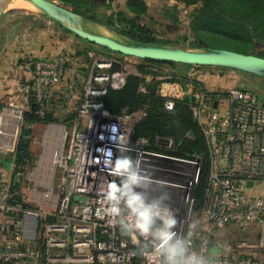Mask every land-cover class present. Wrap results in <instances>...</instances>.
Listing matches in <instances>:
<instances>
[{
  "label": "built area",
  "instance_id": "1",
  "mask_svg": "<svg viewBox=\"0 0 264 264\" xmlns=\"http://www.w3.org/2000/svg\"><path fill=\"white\" fill-rule=\"evenodd\" d=\"M86 57V74L77 68L63 69L68 61L63 57L40 59L32 67L29 89L34 113L43 115L55 102L57 111L75 113V119L70 132L66 125L60 126L64 130L60 145L49 144L52 152L59 147L52 167L54 175L58 172L56 185L49 186L43 198L33 190L36 197L31 202L44 205L45 210L12 204L11 182L0 172V214L6 219L0 224V232L5 233L0 263L168 264L169 253L160 249L159 233L164 221L173 219L176 225L168 229L173 234L169 247L184 250L179 257L184 264H264L261 242L213 243L223 230L235 238L264 240V105L260 100L242 89L221 94L198 82L190 84L184 92L192 99L207 156L184 159L168 153L174 148L170 138L155 137L152 146L143 137L134 138L146 107L124 108L118 114L105 109L106 92L122 89L131 74L120 58L92 49ZM79 87L80 102L74 111L73 93ZM173 107V96H168L164 108ZM23 115L21 109L0 107V156L14 149ZM124 160L129 167L117 172V162ZM203 178L206 187L197 207L195 191ZM112 183L119 189L116 201L108 199ZM134 199L153 215L148 234L136 227L137 216L128 205ZM113 207L117 213L111 211ZM29 223L44 246V259L39 262L25 234Z\"/></svg>",
  "mask_w": 264,
  "mask_h": 264
},
{
  "label": "rangeland",
  "instance_id": "2",
  "mask_svg": "<svg viewBox=\"0 0 264 264\" xmlns=\"http://www.w3.org/2000/svg\"><path fill=\"white\" fill-rule=\"evenodd\" d=\"M52 1L64 6L59 0ZM95 1H98L97 3L102 6L105 4V12L107 14L125 10L127 2V0ZM143 1L147 5L146 18L145 20H137L136 22L138 24L147 25L156 29L158 32V39L173 41L170 42L173 44H175L174 41L178 39L181 40L179 43L185 39V43L191 44L193 41V33L191 30V22L193 20L192 16L199 5H190L186 7L184 4L176 0ZM64 7L72 10L71 7ZM175 14L177 15L175 16ZM174 17L178 19L177 23L173 22L172 18ZM201 38L202 41L200 46H206L213 49H224L241 53L242 51H240L239 47L243 46V48H249L247 44L243 45L240 42L234 41L226 37L221 32L216 34L201 35ZM4 45V55L2 56V54H0V93L3 92V94H0V107L11 106L13 108L23 110L24 113L26 111L34 112L32 109L34 103L32 96L33 93L30 91L29 87L31 86L30 83L33 77L32 67L40 59H56L63 57L68 60L62 66L63 69H66L67 67H72L73 69L80 67L82 69L85 68V66L87 67L88 64L85 51L92 49L97 50L106 56L119 57L122 66L126 67V71L131 74H135L137 72L136 66L139 64V59L137 58H131L128 56L122 57L123 55L104 50L101 47L76 37L72 33L66 32L61 28V26H57V24H54V22L48 18L42 16L30 6L15 5L11 7L0 19V49ZM151 68L157 72L158 75H160L158 76L159 80H163L161 79L162 77H167L168 80H171L173 77H176L177 79L183 78L181 75H178L179 70H175L171 66L161 65ZM184 77L186 89L182 87L181 82H179L180 80L172 82L176 84L179 90H187L188 86L194 82H198L208 91H211V89H218L221 94L232 88L242 89L244 87L249 89V92L253 93L261 103L263 102L264 79L251 74H244L236 70L217 71L216 69L211 68H191L186 72V76ZM167 79L164 81L167 82ZM80 90L81 89L79 87L75 93H73L72 109L79 105L81 96ZM184 95L183 93L181 95H173V99L182 100L187 97ZM53 103L55 105V102ZM54 105L51 104L47 108V113H50L52 118H57L58 122H50L46 124L35 122L28 125L30 133L26 142L27 157L25 158L26 163H24V169L22 171V168L17 170L15 162H11L9 167L0 166V172L4 179L11 182L13 187L17 190L18 196L23 203H32L31 198L36 197L35 193L33 194L34 189L36 193H38L37 196L39 197V195H41L42 198V193L48 191L47 189L49 186H47L48 183L46 178H43L44 176L42 172L44 171V168L42 167H45L47 160L50 159V148L47 145L50 141V147L51 145L57 144L56 135L49 131V125L54 124L59 127L66 125L67 130L70 132L71 124L75 119L73 113L65 115L64 113L57 111ZM23 130L24 126L22 122L15 138L14 149L12 151H8L5 154V157H12L14 155L17 145L22 140V135L24 133ZM53 150L54 151L51 155L49 163L51 171L56 155L59 152L58 148H54ZM45 159L46 162H44ZM51 173L52 177L49 183L50 186L56 185V176L58 175V172H56L55 175L53 171ZM44 175H46V173H44ZM35 177L37 180L34 179ZM38 178L41 181H39ZM40 201L42 200L40 199ZM32 204L34 207L41 210H45L47 208L42 204ZM34 228L35 227L32 225L27 226L25 234L26 237L31 240L30 243L32 244V248H30V250L36 255L37 262H39L40 250L43 247V244L41 238H37L38 240H36V237L38 236L34 237ZM219 235L222 242L221 244H239L237 240L239 238L229 235L228 230L221 231ZM167 261H169V259H167ZM29 264L35 263L34 261H31Z\"/></svg>",
  "mask_w": 264,
  "mask_h": 264
},
{
  "label": "trees",
  "instance_id": "3",
  "mask_svg": "<svg viewBox=\"0 0 264 264\" xmlns=\"http://www.w3.org/2000/svg\"><path fill=\"white\" fill-rule=\"evenodd\" d=\"M59 1L64 6L71 7L72 11L79 15L142 42L158 45H175L181 48L200 47L202 41L201 35L221 32L226 37L249 46L248 49L243 48V46L239 47L240 51H242L241 53L264 58V0H176L186 7L199 5L192 16L191 30L193 41L191 44L185 43V39L181 43H179L181 40L178 39L174 41L175 44L170 43L173 41L158 39L156 29L138 24L137 20H145L146 18L147 5L143 0H127L125 10L111 14L105 12V4L103 6L99 5L98 1L95 0ZM172 20L177 23L178 19L174 17ZM57 26L59 25L57 24ZM62 29L71 33L64 28ZM161 65L171 66L175 70H179L178 75H181L182 79L173 77L167 81L175 82L176 80H180L179 82H181L183 88H185L184 76H186V72L191 68H211L217 71L235 70L223 67L191 66L188 64L139 59V64L136 66L137 72L127 76L124 87L118 91L109 89L106 92L103 99L104 107L112 114H118L124 108L134 111L141 107H146V115L134 129V138L143 137L149 141L151 146L155 137L170 138L174 143V148L168 151L170 155L190 160L196 156L206 159L207 151L204 139L191 108L192 99L190 97H185L182 100L175 99L174 107L171 111L164 108L167 97L160 93V85L163 81L158 79L160 75L151 68ZM239 72L250 74L244 71ZM147 75L152 76L150 81H146L145 76ZM141 86L144 87L143 92L140 91ZM242 90L249 91V89L244 87ZM262 100V104L264 105V98ZM73 115L75 116V113ZM35 122L46 124L58 122V120L57 118H52L47 111L43 116L33 111H26L23 115L24 133L22 140L17 145L12 157L0 156V166L9 167L11 162L14 161L17 165V170L22 168V171L24 169L25 158L27 157L26 142L30 133L28 125ZM205 187L206 179L203 178L195 191L197 207L203 201ZM11 189L15 193L12 204L21 205L25 208L34 207L30 202L28 204L21 201L17 190L12 184ZM44 253L43 246L40 250L41 260L44 259ZM175 259H179V257ZM168 264H171V262Z\"/></svg>",
  "mask_w": 264,
  "mask_h": 264
},
{
  "label": "water",
  "instance_id": "4",
  "mask_svg": "<svg viewBox=\"0 0 264 264\" xmlns=\"http://www.w3.org/2000/svg\"><path fill=\"white\" fill-rule=\"evenodd\" d=\"M26 5L93 45L123 56L202 67L244 71L264 79V58L206 46L177 47L142 42L79 15L52 0H0V19L13 6ZM251 186V183L248 184ZM74 199H77L75 196ZM23 247L20 246V249ZM212 251L219 253L213 247Z\"/></svg>",
  "mask_w": 264,
  "mask_h": 264
},
{
  "label": "clouds",
  "instance_id": "5",
  "mask_svg": "<svg viewBox=\"0 0 264 264\" xmlns=\"http://www.w3.org/2000/svg\"><path fill=\"white\" fill-rule=\"evenodd\" d=\"M111 129L113 132L117 130L115 125L111 126ZM102 138V137H101ZM98 151H102V149H99ZM110 155V153H108ZM129 167L128 161H118L116 165V171L119 172L120 170H127ZM133 181L135 180V177L132 178ZM119 191V189L116 187L114 183L109 185V193H108V199L109 201H116V193ZM128 205L130 208H132L133 212L137 216V223L136 227L140 230L143 234H148L151 228V225L153 223V215L150 212L149 209H145L142 204L138 202V199H134L128 202ZM113 213H117L118 209L113 207L111 209ZM176 225V221L173 219H166L164 221V230L159 233V238L161 239L160 249L166 250L169 255L168 259L171 262V264H184L182 259H175L176 257H183L184 250L182 248L177 247H169V241L172 239V235L168 229H171Z\"/></svg>",
  "mask_w": 264,
  "mask_h": 264
},
{
  "label": "crops",
  "instance_id": "6",
  "mask_svg": "<svg viewBox=\"0 0 264 264\" xmlns=\"http://www.w3.org/2000/svg\"><path fill=\"white\" fill-rule=\"evenodd\" d=\"M4 52H5V45L0 49V54H2V56L4 55ZM88 63V61H87ZM88 64H87V67L85 66V68H77L79 69L80 71H83L84 74H86L88 72ZM146 77V81H150L152 79V76H145ZM161 78V77H160ZM159 79V78H158ZM161 79H163L162 81V84L160 86V92L161 94H163L164 96H173V95H178V94H182L184 95V89L182 90H179V88L176 86V84L172 83V82H165L164 80L167 79V77H162ZM168 80V79H167ZM200 82V81H199ZM167 91V92H166ZM212 92H219L218 89H211ZM0 94H3V92H1ZM185 96V95H184ZM1 98V96H0ZM74 110V109H73ZM5 217L3 215L0 214V224L4 225L5 224ZM28 225H31V223H29ZM29 239V238H28ZM37 240V238H36ZM239 243L241 244H244L246 242H251V243H263L264 244V240H262L260 237H255V236H251V237H245V238H239L237 239ZM5 242V233L2 234V232H0V243H4ZM213 243L216 244H221V240L220 238H217L216 236L213 238ZM251 249H244V251H248V252H251L250 251ZM243 251V250H242ZM260 253H264V247L263 248H260Z\"/></svg>",
  "mask_w": 264,
  "mask_h": 264
},
{
  "label": "bare ground",
  "instance_id": "7",
  "mask_svg": "<svg viewBox=\"0 0 264 264\" xmlns=\"http://www.w3.org/2000/svg\"><path fill=\"white\" fill-rule=\"evenodd\" d=\"M21 6H26V5H21ZM122 57H124V56H122ZM132 58V57H131ZM49 131L50 132H52V133H54V135H56V141H57V144H59L60 145V140L63 138V134H64V130H63V128L62 127H59V126H51L50 127V129H49ZM59 142V143H58ZM49 144H50V142H49ZM49 144L47 145L48 147H49ZM59 148V147H58ZM47 149V148H46ZM59 150V149H58ZM47 153V152H46ZM45 153V154H46ZM52 151L50 150V152H49V155H50V159H51V155H52ZM44 154V155H45ZM48 154V153H47ZM48 155V156H49ZM47 156V157H48ZM46 157V156H45ZM48 159V158H47ZM50 159H48L47 160V163H46V165H45V167H42V168H44V171L42 172L43 173V178H46V181H47V183H48V185L47 186H50L49 185V183H50V181H51V177H52V171H51V166L49 165V163H50ZM44 160V159H43ZM44 162H46V159H45V161ZM41 166H44V165H41ZM39 169H41V168H39ZM41 173V174H42ZM44 173H46V175H44ZM48 176H49V178H48ZM48 178V179H47ZM34 179H36V177L34 178ZM37 180V179H36ZM38 180H39V178H38ZM39 181H41V180H39ZM37 182V181H36ZM39 197H41L42 198V196L41 195H39Z\"/></svg>",
  "mask_w": 264,
  "mask_h": 264
}]
</instances>
